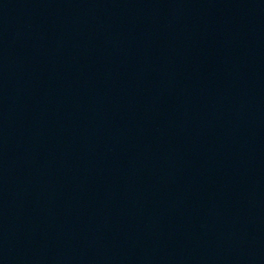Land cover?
I'll list each match as a JSON object with an SVG mask.
<instances>
[{
	"label": "water",
	"instance_id": "95a60500",
	"mask_svg": "<svg viewBox=\"0 0 264 264\" xmlns=\"http://www.w3.org/2000/svg\"><path fill=\"white\" fill-rule=\"evenodd\" d=\"M0 264H264V0H0Z\"/></svg>",
	"mask_w": 264,
	"mask_h": 264
}]
</instances>
